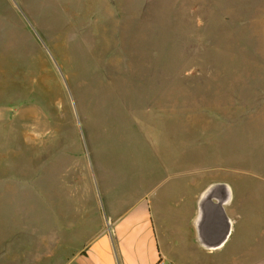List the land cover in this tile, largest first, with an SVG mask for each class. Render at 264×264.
Returning <instances> with one entry per match:
<instances>
[{"label": "rangeland", "instance_id": "374dc122", "mask_svg": "<svg viewBox=\"0 0 264 264\" xmlns=\"http://www.w3.org/2000/svg\"><path fill=\"white\" fill-rule=\"evenodd\" d=\"M263 123L264 0H0V264H64L150 165L160 236H188L168 168L192 181L196 152L259 171L240 177L259 232Z\"/></svg>", "mask_w": 264, "mask_h": 264}, {"label": "crops", "instance_id": "0c3cea01", "mask_svg": "<svg viewBox=\"0 0 264 264\" xmlns=\"http://www.w3.org/2000/svg\"><path fill=\"white\" fill-rule=\"evenodd\" d=\"M207 154H194L197 170L192 181L186 180V171L168 168V172L171 171L168 175L175 178L171 183V191H179L181 195L189 193V212L186 215L188 236H160L153 221L151 199L147 197L153 184L159 181L154 180L155 171H151L153 166L150 165L151 170H145L137 180L141 185L146 182L147 190L134 200L131 199L123 208L110 203L108 219L111 228L95 236L82 250L66 259L64 264H155L159 256L171 264H264V248L254 261L248 258L245 246L250 234L264 236V229L249 231V204L244 197L240 178L242 173L251 172L260 176L259 171L252 164V168L248 164L240 167L238 163L235 166L233 163L226 166L208 165L213 153ZM227 156L225 159L229 161L231 156ZM141 159L148 161L150 158L145 155ZM199 161L204 162V165H198ZM218 167L231 170V173H236L235 177L230 178L232 174L226 172L222 176L216 175L214 170ZM100 177L103 180V176H99L101 184ZM212 183L221 184L217 198L200 201L202 191ZM6 184H10V181L7 180ZM217 202L222 203L220 207L214 206ZM258 210L260 214L259 207ZM259 217L252 221L262 224ZM112 229L115 236H112Z\"/></svg>", "mask_w": 264, "mask_h": 264}, {"label": "water", "instance_id": "95a60500", "mask_svg": "<svg viewBox=\"0 0 264 264\" xmlns=\"http://www.w3.org/2000/svg\"><path fill=\"white\" fill-rule=\"evenodd\" d=\"M221 184L219 183H212V184H209L206 188H204V190L202 191L201 193V196H200V201H205V200H209L210 198H217L216 195L218 193V190L219 188L221 187L220 186ZM212 199V200H213ZM221 202H217L214 204L215 207H220L221 206Z\"/></svg>", "mask_w": 264, "mask_h": 264}, {"label": "built area", "instance_id": "2783aa9c", "mask_svg": "<svg viewBox=\"0 0 264 264\" xmlns=\"http://www.w3.org/2000/svg\"><path fill=\"white\" fill-rule=\"evenodd\" d=\"M155 264H171L168 261H166L165 259H163L162 257H158Z\"/></svg>", "mask_w": 264, "mask_h": 264}]
</instances>
